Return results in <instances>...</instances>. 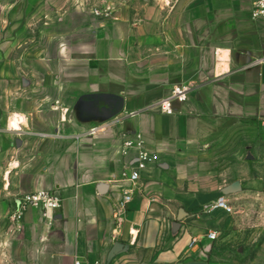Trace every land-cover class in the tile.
I'll return each instance as SVG.
<instances>
[{"label": "crops", "instance_id": "crops-1", "mask_svg": "<svg viewBox=\"0 0 264 264\" xmlns=\"http://www.w3.org/2000/svg\"><path fill=\"white\" fill-rule=\"evenodd\" d=\"M22 1L0 16V264H264V18L251 1L94 0L104 14L80 29L76 0H38L44 25L58 26L43 46L13 27L30 15ZM183 86L172 115L156 108ZM96 95L123 110L100 123L80 115ZM14 115L20 133L6 131ZM137 135L157 163L124 205L121 145ZM42 191L61 207L30 209L12 233L18 197ZM220 197L233 212L204 214ZM240 242L257 244L252 258L212 246ZM117 244L126 250L110 262Z\"/></svg>", "mask_w": 264, "mask_h": 264}, {"label": "built area", "instance_id": "built-area-1", "mask_svg": "<svg viewBox=\"0 0 264 264\" xmlns=\"http://www.w3.org/2000/svg\"><path fill=\"white\" fill-rule=\"evenodd\" d=\"M208 1V0H204ZM253 8V17L255 19L264 18V0H250ZM95 15H103V10L94 9ZM189 88L186 86L177 88L172 93L170 99L160 102L156 108L162 113L172 115L174 113V102H185ZM12 120H16L17 126H10L6 128L8 133H20L22 131L23 119L14 115ZM98 128L92 130V133H96ZM121 155L128 159L130 162L126 165L123 172V178L129 182L132 188L129 191L124 192L123 204H129L133 200V195L137 185L141 182L144 174L157 163V157L147 149L146 143L141 135H137L133 138L125 137L121 145ZM61 207V199L50 191H42L31 195L19 196L17 199L16 209L9 216V220L12 224V233H19L22 230V224L27 212L32 208H41L46 212L48 210H56ZM224 211L226 213H232L233 208L225 197L218 198L215 202L207 204L203 207V213L206 215L213 214L217 211ZM219 238L216 232H209L207 239L210 241H217ZM197 242L192 241L190 247H193ZM74 264H102L100 262L85 263L80 260H75Z\"/></svg>", "mask_w": 264, "mask_h": 264}, {"label": "rangeland", "instance_id": "rangeland-1", "mask_svg": "<svg viewBox=\"0 0 264 264\" xmlns=\"http://www.w3.org/2000/svg\"><path fill=\"white\" fill-rule=\"evenodd\" d=\"M16 1L21 3V5H17V3L15 5L16 11L17 10L19 11L23 7L22 5L23 1L22 0H19V1L16 0ZM93 1L94 0H76L75 2L74 10H76L77 15H76V20L74 23H76V26L78 25L80 29H86L87 25L93 23V18H92L93 15L91 12H93V10L96 9L94 7ZM7 2L8 0H0V3H4V4H0V16H4V14L7 12V5H8ZM43 4L44 2L38 4V0H33L30 6V15L22 19L23 16H22V13H20L17 19L14 20V26H13L14 28H17V29H20V28L22 29L24 27L25 31L19 33V36H24L25 37L24 39H30L31 41H33L34 45L41 43V46H43V39H42V36L44 35L43 30L49 29L54 32V29L58 28L56 24L57 22L54 21V18L51 20V24H52L51 27H46L44 25L45 18L43 17V13L41 12V8ZM7 24L8 22L5 19L4 22L0 23V29L5 30L7 28ZM68 28H69L68 25L64 27V29H68ZM3 35L6 36V34H3ZM49 48L50 46H48L47 50H49ZM50 51L53 52V49H50ZM244 135H247V134H244ZM258 148L259 149H256V153L259 156L264 157L262 156L264 155V149L260 148V146ZM258 173H260L261 175H264V167L261 166L259 168ZM197 215H203V214L199 213ZM244 216L250 219L251 221L257 223L258 221L262 220L263 215L262 214H245ZM212 246H213V250L216 249L215 250L216 252L223 253L226 255V257H231V258H236L238 255H241L242 253H246L248 258H252L258 247L257 244H253V243L246 244L242 242L237 243V244L231 243V244H223V245L213 243ZM240 249H243V250L239 251ZM159 264H171V263L159 262Z\"/></svg>", "mask_w": 264, "mask_h": 264}, {"label": "water", "instance_id": "water-1", "mask_svg": "<svg viewBox=\"0 0 264 264\" xmlns=\"http://www.w3.org/2000/svg\"><path fill=\"white\" fill-rule=\"evenodd\" d=\"M124 108V102L122 99L116 96L110 95H96L88 96L80 101L76 111L83 116L87 115L89 118L97 120L98 122L107 121L114 116L118 115ZM186 213L184 210L180 211L178 221H181ZM126 250V246L123 244H117L109 255V261L111 262L118 254Z\"/></svg>", "mask_w": 264, "mask_h": 264}, {"label": "bare ground", "instance_id": "bare-ground-1", "mask_svg": "<svg viewBox=\"0 0 264 264\" xmlns=\"http://www.w3.org/2000/svg\"><path fill=\"white\" fill-rule=\"evenodd\" d=\"M13 125V124H12Z\"/></svg>", "mask_w": 264, "mask_h": 264}]
</instances>
